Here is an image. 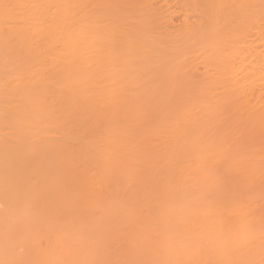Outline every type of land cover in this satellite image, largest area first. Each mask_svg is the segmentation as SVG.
Masks as SVG:
<instances>
[{"label": "bare ground", "instance_id": "bare-ground-1", "mask_svg": "<svg viewBox=\"0 0 264 264\" xmlns=\"http://www.w3.org/2000/svg\"><path fill=\"white\" fill-rule=\"evenodd\" d=\"M0 264H264V0H0Z\"/></svg>", "mask_w": 264, "mask_h": 264}]
</instances>
